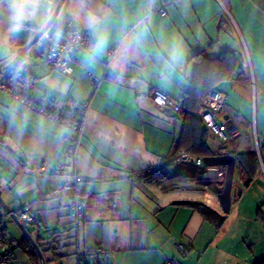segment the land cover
Masks as SVG:
<instances>
[{
    "label": "crops",
    "instance_id": "crops-1",
    "mask_svg": "<svg viewBox=\"0 0 264 264\" xmlns=\"http://www.w3.org/2000/svg\"><path fill=\"white\" fill-rule=\"evenodd\" d=\"M57 1L0 0V68L43 26ZM70 31H87L93 40L76 50L72 72L63 74L45 63L44 52ZM33 45L21 59L27 93L72 115L87 103L78 134L0 90V196L16 213L31 208L34 220L23 224L45 263L79 264L80 253L101 247L111 252L109 264H163L180 240L191 256H182L181 264H251L254 242L248 239L257 242L259 228L247 229L245 241L244 223L231 211L240 213L252 185L264 186V0H63ZM226 50L236 65L231 77L214 84L226 95L216 117L241 137L221 142L207 134L213 154L204 164L227 167L221 160H233L227 209L218 198L225 180L211 181L214 171L201 179L197 170L170 162L182 120L149 99L157 88L181 100L204 57ZM109 51L114 58L107 66ZM69 142L76 145L85 204L78 225L70 194L60 189L65 179L54 174ZM192 203L212 209L224 223L216 227ZM4 232L1 252L13 251L8 264H34L9 216Z\"/></svg>",
    "mask_w": 264,
    "mask_h": 264
},
{
    "label": "built area",
    "instance_id": "built-area-1",
    "mask_svg": "<svg viewBox=\"0 0 264 264\" xmlns=\"http://www.w3.org/2000/svg\"><path fill=\"white\" fill-rule=\"evenodd\" d=\"M161 16L165 15L163 9L159 10ZM92 37L87 31L77 32L70 31L61 41H51L45 49V63L54 71L70 74L72 72V64L75 63V52L80 46L88 45L92 42ZM114 58V52L109 51L105 57L107 66L110 65ZM108 68V67H107ZM98 78L93 77L94 85L97 84ZM27 83L18 76L3 75L0 71V90L12 95L14 98L25 104L27 107L39 112L47 118L55 120L65 126L75 130L81 134L85 124V112L87 103L84 102L75 115L55 109L52 106L42 103L32 98L26 91ZM149 99L152 104L159 110L166 111L170 114H176L183 111L180 100L175 99L165 92L152 88L149 92ZM226 101V95L215 88L209 90L204 97L200 99L194 112L197 115L208 135L212 139L221 142L236 141L241 137V132L233 125L227 122H221L216 114L222 109ZM76 145L75 142H69L65 147L60 163L55 168L54 174L61 176L65 182L61 186V190L68 192L70 195L69 211L75 224H81L84 216V204L81 197L80 183L81 176L75 168ZM173 166H186L197 170L198 177L204 179L209 171H214L211 181L222 182L225 180L226 169L221 164H204V158L201 156H193L187 152L180 151L172 159ZM264 172V167L261 166ZM205 174V175H204ZM197 182V181H195ZM206 187V186H205ZM9 214L0 205V264H8L12 259V250L8 249L1 252L3 242L5 240V222ZM17 218L23 223H30L34 220V214L28 205L21 208L17 214ZM175 255L166 258L163 264H181L180 258L184 256L189 246L183 244L180 240L174 244ZM79 264H109L111 261V252L101 247H97L78 255Z\"/></svg>",
    "mask_w": 264,
    "mask_h": 264
},
{
    "label": "trees",
    "instance_id": "trees-1",
    "mask_svg": "<svg viewBox=\"0 0 264 264\" xmlns=\"http://www.w3.org/2000/svg\"><path fill=\"white\" fill-rule=\"evenodd\" d=\"M21 65L22 61L18 63V65L9 74V76H18L27 83L29 82V80L26 77V73H23L21 71ZM198 65L199 64H197V66ZM235 65L236 62L234 53L226 50L217 58L211 59L204 57L200 66L197 67L198 69L196 70V73L192 77L188 87L184 90L182 99L180 100L183 111L173 114L174 116L181 117L182 129L177 142V146L170 156L171 163L173 157L177 154V152L180 151L187 152L193 156H201L203 158L210 155L212 156L213 151L205 140L208 132L203 127L200 118L195 115L194 112L200 99L204 97L209 90L213 89V87L215 86L214 84L217 81H219L220 79L231 77L235 70ZM247 155L250 157H254V160H257L255 153L250 152ZM80 193L82 197V191ZM192 206L197 208L204 215V217L216 227L219 228L224 223V218L217 215L216 212H214L207 206L200 203H192ZM262 219H264L263 216ZM20 246L32 259L34 264H39L33 248L30 246L28 241H25V238L20 242ZM253 264H264V259L257 260Z\"/></svg>",
    "mask_w": 264,
    "mask_h": 264
},
{
    "label": "water",
    "instance_id": "water-1",
    "mask_svg": "<svg viewBox=\"0 0 264 264\" xmlns=\"http://www.w3.org/2000/svg\"><path fill=\"white\" fill-rule=\"evenodd\" d=\"M62 3H63V0H58L52 13L50 14L46 22L43 24V26H41V28L34 34V36L28 42L16 48L15 55L6 64H4L0 68V71H2L3 75H7L10 72H12L14 68L18 65V63L21 61V59L24 57L27 50L35 42H37V40L40 37H42L47 32V30L53 23ZM221 163L225 164L227 166V169H226L224 185H223L222 191L218 195V198L223 208L227 209L229 202H230V190H231V185H232V174H233V160L230 158H223L221 160ZM0 194H1V191H0ZM0 205L9 214V217L11 218V220L16 224V226L19 228L23 236L28 240V242L32 246L35 254L38 257L39 264H46L39 246L28 234L23 222H21L17 218V213L15 211L10 210V208L2 200L1 196H0Z\"/></svg>",
    "mask_w": 264,
    "mask_h": 264
},
{
    "label": "rangeland",
    "instance_id": "rangeland-1",
    "mask_svg": "<svg viewBox=\"0 0 264 264\" xmlns=\"http://www.w3.org/2000/svg\"><path fill=\"white\" fill-rule=\"evenodd\" d=\"M241 184H242V182L237 181V185L239 187H241L240 186ZM239 187H237V189H239V192L241 193V188H239ZM250 190L251 191H249V193H246V195L244 196V199L242 200V205L240 207L241 208L240 213L235 214L234 209H233L231 211L232 212L231 216H233L232 217L233 219L238 220V221L240 220L244 223L243 238L245 239V241L247 239V234H246L247 229L250 232L256 226L259 228L258 241L255 242V238H252V240L250 238L248 239V240L254 242L253 245H249V247L251 246V249L253 248V250H252V252L249 251V256H248L250 258L249 262H251V264H253L257 260L264 259V219H262V216L264 217V186H261L259 183H255L254 185H252ZM252 194H255L256 197L258 194H260L261 195L260 199H262V200L260 202H258V204H257V202L255 204V201L254 202H252V201L255 200L256 197L252 196ZM252 205H254L255 207ZM236 215H238V216L236 217ZM254 232H255V229H254ZM248 244H249V241H248ZM185 255L183 258H185V257L189 258V256H190L189 254L186 256ZM206 260L207 259L204 258L202 263L206 262ZM249 262H247V263H249Z\"/></svg>",
    "mask_w": 264,
    "mask_h": 264
}]
</instances>
